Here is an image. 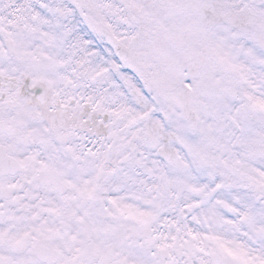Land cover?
Instances as JSON below:
<instances>
[{"label":"snow or ice","instance_id":"obj_1","mask_svg":"<svg viewBox=\"0 0 264 264\" xmlns=\"http://www.w3.org/2000/svg\"><path fill=\"white\" fill-rule=\"evenodd\" d=\"M0 264H264V0H0Z\"/></svg>","mask_w":264,"mask_h":264}]
</instances>
